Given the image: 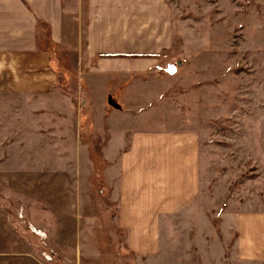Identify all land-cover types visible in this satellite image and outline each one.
<instances>
[{"label": "rangeland", "instance_id": "374dc122", "mask_svg": "<svg viewBox=\"0 0 264 264\" xmlns=\"http://www.w3.org/2000/svg\"><path fill=\"white\" fill-rule=\"evenodd\" d=\"M165 2L171 49L158 55L153 76H133L130 93L145 105H123L113 127L106 97L123 87H115L120 77H89L88 98L55 46L53 66L66 75L67 91L0 95V210L41 264H139L109 195L101 145L110 129L115 151L126 144L124 131L170 127L200 142L196 210L166 224L157 264H237L229 228L238 214L264 213V0ZM165 72L171 76L162 78ZM139 109L148 114L134 124L128 113Z\"/></svg>", "mask_w": 264, "mask_h": 264}, {"label": "crops", "instance_id": "0c3cea01", "mask_svg": "<svg viewBox=\"0 0 264 264\" xmlns=\"http://www.w3.org/2000/svg\"><path fill=\"white\" fill-rule=\"evenodd\" d=\"M173 38L165 0H0V95L46 97L60 89L54 70L58 68L53 66L58 53L50 48L55 46L83 80V95L88 98L94 95L89 77H120L113 79L114 84L123 87L111 89L106 97L109 104L119 106L107 116L113 127L117 112L125 116L123 105H145L136 93L131 96L132 85L136 79L153 76L158 55L171 49ZM131 54L155 57L114 56ZM168 76L169 72L161 74ZM116 90L121 91L122 102L115 99ZM158 99L159 104L163 99ZM135 112L128 113L134 124L148 114L142 109ZM114 135L110 129L101 153L125 248L139 264H157L153 259L162 258L166 224L196 210L201 190L200 142L195 133L170 127L124 131L119 138L126 144L129 138L128 144L122 147L119 142L115 151L110 150ZM234 222V230H229L237 237L232 250L236 263L264 264V213H241ZM24 242L0 210V264H41Z\"/></svg>", "mask_w": 264, "mask_h": 264}, {"label": "trees", "instance_id": "16d2710c", "mask_svg": "<svg viewBox=\"0 0 264 264\" xmlns=\"http://www.w3.org/2000/svg\"><path fill=\"white\" fill-rule=\"evenodd\" d=\"M49 30L47 31L46 35L49 36ZM46 41H48L47 39V36H46ZM115 57H119V58H135V59H142V58H154L155 55H148V54H131V55H114ZM55 70V73L57 75V82H56V85L60 86L62 88V90L64 91H67V85H68V82H67V78H66V75L64 74L62 77L60 76L61 74V71H59L58 69H54ZM64 72V71H63ZM66 86H65V84ZM14 227V226H13ZM14 229L18 232L20 230V227L19 226H15Z\"/></svg>", "mask_w": 264, "mask_h": 264}, {"label": "water", "instance_id": "95a60500", "mask_svg": "<svg viewBox=\"0 0 264 264\" xmlns=\"http://www.w3.org/2000/svg\"><path fill=\"white\" fill-rule=\"evenodd\" d=\"M178 65H182V63H179ZM110 103L113 105V107H115V108H119V106L116 105L115 103H113V102H110Z\"/></svg>", "mask_w": 264, "mask_h": 264}]
</instances>
